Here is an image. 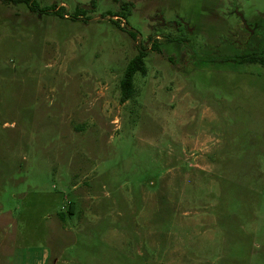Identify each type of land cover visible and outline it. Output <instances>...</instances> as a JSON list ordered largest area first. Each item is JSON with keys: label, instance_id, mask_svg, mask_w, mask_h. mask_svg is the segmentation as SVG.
<instances>
[{"label": "rangeland", "instance_id": "obj_1", "mask_svg": "<svg viewBox=\"0 0 264 264\" xmlns=\"http://www.w3.org/2000/svg\"><path fill=\"white\" fill-rule=\"evenodd\" d=\"M35 1H0V264H264V67L211 53L264 0Z\"/></svg>", "mask_w": 264, "mask_h": 264}, {"label": "flooded vegetation", "instance_id": "obj_2", "mask_svg": "<svg viewBox=\"0 0 264 264\" xmlns=\"http://www.w3.org/2000/svg\"><path fill=\"white\" fill-rule=\"evenodd\" d=\"M234 13L238 16L240 27L243 29L245 35L243 39H238L232 37L233 34L229 33L228 37H222V40L227 45L226 50L227 52L219 53V48L215 45H213V49L211 51L213 55V60H233L237 64H250L249 62V54L251 52L258 54L257 56L264 58V24L259 23L258 21H251V22H242V19L239 17V14H241L236 6L233 7ZM158 12V11H157ZM243 17V16H242ZM150 19L154 21L155 29L158 28V32L161 33V28H164L166 26H170L174 29L177 37L171 38V36H167V43L171 44L174 47V51L165 54L162 50V46L157 45L155 42L152 41L150 46H148V49H152L155 51V53H163L162 56L166 58V61L170 64V66L176 70H182L183 67L187 66L189 62L193 60V56L191 55V52L186 48L181 46V41H184L183 36L184 33L193 32V28L184 20L180 19H171L169 21H165L162 18V15L160 13H153L150 16ZM244 19V18H243ZM245 20V19H244ZM160 28V29H159ZM173 35V36H174ZM157 36V35H156ZM219 36L218 34H215L213 38L217 39ZM252 39H255L256 41L251 43ZM135 44L134 46H136ZM146 47L137 45L135 47V53L130 57L132 58L135 56V54L138 52V50H144L146 51ZM231 50V51H229ZM147 52V51H146ZM129 58V59H130ZM176 58H179L181 60V66H178V62L175 61ZM241 58L246 59V61L239 62ZM183 59V60H182ZM257 63L260 66L264 67L263 64L258 62Z\"/></svg>", "mask_w": 264, "mask_h": 264}, {"label": "trees", "instance_id": "obj_3", "mask_svg": "<svg viewBox=\"0 0 264 264\" xmlns=\"http://www.w3.org/2000/svg\"><path fill=\"white\" fill-rule=\"evenodd\" d=\"M2 2L11 3V4H24L28 7L29 11H36L37 13L43 12L48 13V11H52V13L56 14L57 9H54L55 5H52L50 7H40L35 0H0ZM60 15V14H59ZM114 15V14H113ZM125 15V14H123ZM133 35V33H131ZM258 54H255L251 52L249 54V62H258L264 65V58L257 56ZM146 56V51L144 50H138V52L130 58L126 65L123 68L122 75L119 80V88H120V100L124 101L131 97L133 94V79L135 74H141L143 75L145 72V65H144V57ZM246 61V59L241 58L239 62ZM226 61V60H225ZM71 203L68 204V213H71ZM60 219H63V215H59Z\"/></svg>", "mask_w": 264, "mask_h": 264}, {"label": "water", "instance_id": "obj_4", "mask_svg": "<svg viewBox=\"0 0 264 264\" xmlns=\"http://www.w3.org/2000/svg\"><path fill=\"white\" fill-rule=\"evenodd\" d=\"M239 17L242 19V22L245 23V20L243 19L242 14H239Z\"/></svg>", "mask_w": 264, "mask_h": 264}]
</instances>
